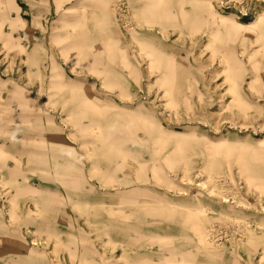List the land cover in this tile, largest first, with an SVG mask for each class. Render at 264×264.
Returning <instances> with one entry per match:
<instances>
[{
  "label": "rangeland",
  "instance_id": "obj_1",
  "mask_svg": "<svg viewBox=\"0 0 264 264\" xmlns=\"http://www.w3.org/2000/svg\"><path fill=\"white\" fill-rule=\"evenodd\" d=\"M0 264H264V0H0Z\"/></svg>",
  "mask_w": 264,
  "mask_h": 264
}]
</instances>
